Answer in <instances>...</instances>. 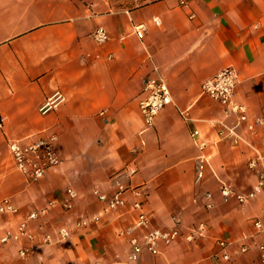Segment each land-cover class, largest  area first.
I'll return each instance as SVG.
<instances>
[{"label": "crops", "instance_id": "crops-1", "mask_svg": "<svg viewBox=\"0 0 264 264\" xmlns=\"http://www.w3.org/2000/svg\"><path fill=\"white\" fill-rule=\"evenodd\" d=\"M107 7L104 0H0V202L11 199L20 210L16 219L0 217V226L50 207L45 218L29 224L35 234L29 256H19L24 243L0 244V264H131L129 240L120 233L137 214L130 207L111 211L95 195H111L121 184L142 186L152 228L180 225L172 245L135 264H217L219 241L230 243L227 264H261L264 229L258 232L254 220L264 219V195L241 205L224 200L219 188L224 183L250 192L256 183L248 170L251 147L264 153V125L255 133L248 128L264 120V0ZM99 27L109 35L103 45L92 37ZM227 67L239 75L235 100L249 112V123L238 127L244 143L237 147L214 125L233 127L237 120L202 93L204 81ZM156 76L168 83L173 102L147 129L139 100L144 79ZM57 92L66 101L42 115L40 107ZM52 134L63 163L29 183L8 144ZM200 141L207 143L208 169L196 184ZM68 189L77 198L65 212ZM128 199L129 205L135 200L130 194ZM84 220L89 224L77 228ZM61 228L69 229V239H59Z\"/></svg>", "mask_w": 264, "mask_h": 264}, {"label": "built area", "instance_id": "built-area-1", "mask_svg": "<svg viewBox=\"0 0 264 264\" xmlns=\"http://www.w3.org/2000/svg\"><path fill=\"white\" fill-rule=\"evenodd\" d=\"M145 28L139 26L136 28V34L143 39ZM92 37L95 42L103 45L109 41L108 32L99 27L96 29ZM239 82V75L232 67H227L219 71L213 77L204 81L202 85V93L213 101L217 102L228 117H235L237 124L233 127L224 122H216L215 126H221L220 137L231 139L234 146L244 143L238 132V127L242 124L249 123L248 108L235 100V91ZM66 101L65 96L57 92L50 97L39 109L42 115H47ZM172 95L166 80L161 76L147 77L143 81L142 94L139 100V109L143 118L144 125L147 129L155 126L158 115L172 104ZM105 112L100 113L103 116ZM184 119L191 122L189 111L184 112ZM264 120L257 119L255 123L248 126L249 130L255 133L257 126H263ZM4 128V119L0 118V133ZM194 138L200 137V132H194ZM57 136L52 134L49 136L39 137L34 141L31 138L24 140H13L8 144V149L17 170L26 178L29 183H36L42 180L46 174L53 168L62 165L63 160L57 150ZM196 146L200 152L195 160V182L203 183L206 179L208 169V159L205 155L207 143L204 141L196 142ZM253 154L248 162V170L254 175L256 183L253 189L248 193H238L232 186L221 184L219 188L220 195L226 201L235 199L239 204L246 205L260 195H264V153L251 147ZM128 194L135 199L129 205ZM95 195L98 200L105 203L107 209L111 211L125 210L131 208L137 214V218L133 224L125 228L120 234L129 240L130 254L128 260L131 264L138 263L145 253L158 257L161 249L172 245L180 236V225L177 223L170 230H160L152 228V220L150 215L144 210V191L142 186L134 185H118L113 194L108 195L96 190ZM77 193L68 189L66 198L63 200L61 207L65 212L73 209ZM207 203L206 209L210 210L214 207L213 194L208 192L204 195ZM53 206L52 204H50ZM50 212V207L35 211L20 218L11 225V220L0 226V244H22L19 256L23 259L27 258L31 252L32 244L35 242V234L30 229V222L45 218ZM20 216L18 206L11 200L5 199L0 202V217L8 219H16ZM88 221H78L77 228L86 227ZM254 226L258 232L264 229V219L257 218L254 220ZM205 225L199 226L198 232L203 234ZM71 232L67 228L58 230V237L61 241L69 239ZM53 237L47 235L44 238L46 244H51ZM219 256L217 264H227L231 261L229 253L230 243L219 241ZM260 261L264 264V246L259 247ZM246 248L243 249V252Z\"/></svg>", "mask_w": 264, "mask_h": 264}, {"label": "rangeland", "instance_id": "rangeland-1", "mask_svg": "<svg viewBox=\"0 0 264 264\" xmlns=\"http://www.w3.org/2000/svg\"><path fill=\"white\" fill-rule=\"evenodd\" d=\"M159 0H104L109 4L106 10L135 9Z\"/></svg>", "mask_w": 264, "mask_h": 264}]
</instances>
